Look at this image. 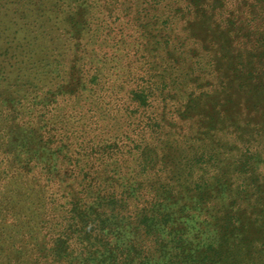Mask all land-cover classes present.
<instances>
[{"label": "trees", "instance_id": "trees-1", "mask_svg": "<svg viewBox=\"0 0 264 264\" xmlns=\"http://www.w3.org/2000/svg\"><path fill=\"white\" fill-rule=\"evenodd\" d=\"M0 264H264V0H0Z\"/></svg>", "mask_w": 264, "mask_h": 264}, {"label": "rangeland", "instance_id": "rangeland-1", "mask_svg": "<svg viewBox=\"0 0 264 264\" xmlns=\"http://www.w3.org/2000/svg\"><path fill=\"white\" fill-rule=\"evenodd\" d=\"M117 14V13H116ZM4 97V96H3Z\"/></svg>", "mask_w": 264, "mask_h": 264}]
</instances>
